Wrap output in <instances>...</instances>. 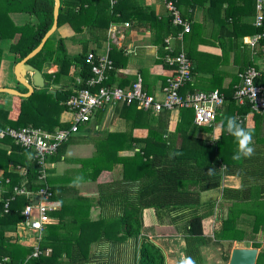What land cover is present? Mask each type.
<instances>
[{
    "label": "trees",
    "instance_id": "trees-1",
    "mask_svg": "<svg viewBox=\"0 0 264 264\" xmlns=\"http://www.w3.org/2000/svg\"><path fill=\"white\" fill-rule=\"evenodd\" d=\"M59 1L57 26L67 23L75 33L90 30L95 33L94 39L97 42L104 38L110 24L131 21L137 16L147 17L149 22L143 24L144 26L153 31L158 27L162 31L160 37L161 48L164 51L163 60L169 69L165 62L169 52L166 50L164 40L168 35H175L179 29L172 25L168 15L157 19L150 9L139 7L135 11L129 10V0ZM175 1L179 9L182 6L186 7V11L181 14L192 21L194 16L192 10L204 8L205 0ZM228 1L210 0V3L221 9L222 3ZM241 1L237 16L234 17L232 9L224 10L223 21L226 28L237 31L238 37L261 33L263 35L259 41L261 46L264 42V8L263 26L257 28L251 24L256 15V0ZM53 6L54 0H0V45L3 41L10 42L9 51L15 63L37 47L52 26ZM13 14L28 15L29 20L22 25H16L10 17ZM242 17L250 23L244 22ZM200 24L193 22L192 32L185 35V53L192 66L191 80L180 90L181 95L192 91L215 90L194 86V75L199 72V67L187 43L194 38L198 29L200 30ZM172 47L173 53H177L179 50L177 42H174ZM86 53L87 42H84L79 55L68 57L63 41L54 40L53 36H50L40 52L28 63L39 71L43 66L56 65L57 71L45 73L44 77L55 84H59L62 78H69L66 85L56 91L55 96L47 90H39L27 98H20L19 112L14 120L8 119L9 110L0 109V127L20 129L32 126L48 132H53L55 128H67L69 126L67 122L59 121L61 112L67 110L65 102L75 89L85 88L92 76ZM1 58L0 46V61ZM112 64V69L107 72L104 82L108 87H112L107 82L108 73L116 68L114 61ZM251 64L248 54L246 65L240 71H244ZM72 65L77 66L79 83L74 84V79L71 80L68 76ZM166 80L165 78L163 85L166 84ZM236 88L218 90L224 95V103L211 126L195 125L191 109H178V121L171 130L169 125L173 111L163 110L157 115L150 116L149 112L134 105L122 106L127 107L123 108L125 110L130 109L129 107L137 110L138 117L142 116L144 119L143 126L147 129V135L144 138H133L131 135L128 137L129 142L137 145V150L131 156L101 153L81 161L79 175L84 178L88 176L93 181L102 170L112 171L114 166H119V171L111 181L97 184V197L93 204L90 203L91 199L82 196L75 197L74 205L63 201L61 211H75L70 224L73 227L77 226V230L74 231L71 227L65 231L61 223L47 226L39 242L40 253L36 258L27 259L33 251V246L25 247L21 243L12 242L7 235L21 224V212L30 198L18 195L9 201L7 208L5 204L15 186L35 192L44 185L38 181L39 167L35 159L25 165L22 175L18 170V167L22 166L18 160L20 153L26 149L13 145L8 138L3 139L2 141L9 143L14 150L10 154L0 150V168L3 169V177L10 180L7 193L0 199V262L7 258L5 264H166L163 249L143 234V212L153 210L160 225L174 227L184 242L183 256L194 258L196 264H205L202 248L213 243L220 246L219 242L224 239L231 244L232 241L241 242L245 238H250L252 248L262 247L255 264H264V239L263 243L256 239L259 231L264 232V212L261 211L264 206V113L253 114V126H247L245 117L250 113V106L247 102L241 104L236 102L233 96ZM143 90L151 94L144 87ZM35 95L39 96L36 103L30 102ZM229 116L237 117L242 126L252 131L253 143L250 146L254 148V153L251 157H242L239 161L232 160L231 157L238 150V145L235 138L226 130ZM216 125L221 128V133L212 143L198 135L211 133ZM72 141L69 139L59 146L57 150L59 155L64 153ZM170 153L179 154L170 158ZM48 159L54 160V157L50 156ZM209 169H212L211 173ZM225 177L238 178L240 186L222 187ZM51 185L50 190L55 196H59L58 192L69 191L66 183L54 186L51 181ZM219 190L220 197L202 199L203 193ZM251 204H256L253 212L238 209ZM92 208L97 211V217L93 221L89 218ZM224 208L228 210V214L224 213ZM216 209L219 210L217 219L220 221L218 232L221 241H214L203 231V221L213 217ZM241 213H248L250 218L252 217L253 221L248 227L244 226L249 223L246 222V218L239 220ZM222 260L226 264L229 254L223 255Z\"/></svg>",
    "mask_w": 264,
    "mask_h": 264
},
{
    "label": "crops",
    "instance_id": "crops-1",
    "mask_svg": "<svg viewBox=\"0 0 264 264\" xmlns=\"http://www.w3.org/2000/svg\"><path fill=\"white\" fill-rule=\"evenodd\" d=\"M222 4L223 5L221 6V9H219V6L211 5L210 0H205L204 8L192 10L194 11V16L191 21V26L193 27V22L201 23L200 30L198 29V32H196L194 38L187 43V47L191 51L192 56L194 60H196V63L199 67V72L195 73L194 75L195 87H207L209 89L214 88L215 90H229L232 88H236L241 83L239 74L243 72L240 70L243 66L246 65L248 54L250 61L252 62L251 66L258 67L261 64V58L263 56V53L261 51L262 45L260 46L258 42L257 46L254 49H251L246 42L253 35H244L242 37H238L236 35L237 31L233 29L231 31L230 28H226V24L223 21L225 13L224 10L232 9L235 17L237 16L239 7H241L240 5L242 4V1L229 0L227 3ZM128 7L129 10L132 9L133 11H135V9L139 7L150 9L157 19H162L167 16L166 10L160 0H129ZM179 10L181 12H184L186 11V7L182 6ZM188 11L192 12L191 10ZM10 17L16 25H22L26 20H29L28 15L25 14H13L10 15ZM243 18L244 22L250 23V21L246 20L245 17H242V19ZM148 22L149 21L147 17L137 16L131 21L120 22L118 24H110L104 38L99 42L94 39L95 33L93 34V32H90V30H86L82 33H75L67 23L57 26L56 30L50 36H53L54 40L61 39L63 41L65 54L68 57L79 55L82 52V43L84 42H87V53L85 55H87L88 53H93L95 58H98L107 54L111 62L114 61L116 63V68L108 73L107 82L112 87L127 88L131 85L136 75H140L143 81L144 89L147 92L155 94L159 98H162L160 91L164 86L163 83L165 78L167 79V77L169 76L170 70L165 65L163 60L164 51L161 48L160 37L162 31L161 29H158V27L155 29V31H153L143 25L147 24ZM152 22L154 23V21ZM253 22L254 20H251V24H253ZM125 23H128L129 26L125 27ZM62 25H67L68 28H65L61 31L62 28L60 27ZM58 30L59 33L57 34ZM110 31H112L113 33L110 34ZM184 39L185 36L183 38V48L186 52V43ZM174 42L176 41L171 42L172 46ZM5 43L7 44V48L9 50L10 42L3 41L0 45L2 48V52L3 45ZM246 51L248 53H246ZM13 65H15L14 61ZM56 71L57 66L54 64L43 66L42 70H40V73L44 79L43 89L46 88L45 90H47V92L51 93L53 96H55L56 91L61 90V88L66 85V82L69 79L62 78L60 79L59 84H55L51 82L47 77H44L45 73L51 74ZM77 73V66L72 65L69 69L68 76L71 80L74 79V84L79 83ZM262 80H264L263 76L258 79V82ZM13 81L16 83L17 87H21L17 88L18 91H20L21 93L26 92V90L22 86L17 84L14 75ZM39 90V88L33 86L32 93ZM1 95L8 94L0 93V109L3 108L5 110H9L8 119L14 120L19 112L18 110L20 102L16 103V101L13 102L8 98L4 100V98H1ZM13 97L20 99V97L17 96ZM60 104H62V102ZM10 107H12L11 110ZM123 108L122 106H109L95 113L88 123L81 125L78 129V132L69 138L73 141L70 145H68L62 155H59V153L57 152L58 154L56 153L54 156H52V158L54 157V160H47L48 165L46 169L45 181L48 186L50 188L52 187L51 181L54 186H59L60 184L66 183L69 191H66L64 193L58 192L59 196L52 195L50 202L55 207V210L50 212L51 221L45 226L44 230L49 225H58L60 223L63 225L65 231L70 230L71 227L74 231L77 230V226L73 227V225L70 224V221L75 215V211H61V208L64 204L63 201H68L69 204L74 205L76 201L75 197L82 196L91 199L90 203L93 204L95 202V198L97 197V184L109 182L113 177L117 176L119 166H114L112 171L102 170L97 176V179L94 181L87 176L86 178L83 177L85 180H83L78 187L72 186V181L74 180V178L77 176H81L79 175L78 171L81 170V161L83 159H87L101 153H111L116 154L117 156H131L137 150V145L136 143L129 142L127 140L128 137L131 135L133 138H144L147 135V129L143 126L144 119L142 116L138 117L139 115L137 113V110L132 109L131 107H129L130 109L128 110H125ZM152 115L157 114H150V116ZM177 116L178 110H174L171 114L169 125V128L171 130L174 129L178 121ZM245 118L247 126L252 127V117H250V115H247ZM70 119L71 113L68 110H64L59 115L60 122H67L69 124ZM90 122L91 125H89ZM57 129L58 128H55L53 129V131ZM42 130L44 129L42 128ZM220 133L221 128L216 125L211 133H199L198 135L204 138L206 141H210L212 143L218 138ZM2 140L3 139H0V150H3L7 154H10L14 149L9 143ZM13 145L15 144L13 143ZM72 146H77V150L69 153V149ZM29 153L31 154V159L28 158L27 154ZM20 154L21 156L19 157L18 161L19 165L22 166L18 167V170L22 175H24L25 165H27L29 161L34 160V155L31 150H26L24 152H21ZM225 178L222 181V187H226L223 186ZM231 178L235 180V184H237V186L230 188H238L240 186V181H238V178ZM87 180L89 184L86 183ZM9 182V178L3 177V169L0 168V199L4 193H7ZM91 187H93V191L90 190ZM206 193L202 194V196L204 195V199L202 198L203 200L206 199L207 195L209 196V198L212 196V199L220 197L221 195L220 190L215 191V193L213 194ZM218 211V209L215 210V215L213 217L216 218ZM96 217L97 211L92 208L91 212L89 213V218L93 221L96 219ZM157 226L168 227V229L172 228L174 230V227L169 225L157 224ZM19 227L21 228V225H19ZM22 230L25 233H21V237L15 235L14 231H9L7 235L12 242H16L18 244L21 243L25 247H29L30 245L33 246L35 237L34 232L25 230L23 227ZM216 230L217 231H214V234H219L218 228ZM203 231L206 236H209L214 240V234H207V232L209 231H207L205 227L203 228ZM156 234L161 235L159 232ZM95 246L96 245H94L93 248H95ZM242 248L246 247L242 246ZM260 248H257L258 252ZM231 250L232 249H230V251ZM48 253L49 251L47 250L46 254ZM165 257L167 258V254L165 255ZM29 258H31V254L27 256V259Z\"/></svg>",
    "mask_w": 264,
    "mask_h": 264
},
{
    "label": "built area",
    "instance_id": "built-area-1",
    "mask_svg": "<svg viewBox=\"0 0 264 264\" xmlns=\"http://www.w3.org/2000/svg\"><path fill=\"white\" fill-rule=\"evenodd\" d=\"M112 2V0H110ZM173 26L179 30L174 36H167L164 40L169 54L165 62L169 66V76L166 84L161 88L162 98L155 94H148L143 90V81L140 75L127 88L108 87L104 85L107 72L112 69V62L106 55L95 58L93 53L87 54V60L91 65L92 76L88 79L86 87L77 89L66 100L65 106L71 113L69 126L65 129H57L53 132L41 128L26 127L14 129L10 127L0 128V139L9 138L12 142L26 150H31L39 167L38 181L42 186L38 191L29 192L23 187L15 186L12 189L10 200L15 196L24 195L30 201L23 208L21 226L28 231L34 232V245L31 257L36 258L39 251V242L42 239L45 226L51 221L50 212L55 207L50 202L52 192L45 181L47 160L53 156L59 146L78 132L81 125L86 124L98 111L106 107H120L134 105L150 114L174 111L178 109H191L193 111V123L197 126L213 125L218 111L224 103V95L218 90L210 92L192 91L181 95L179 92L184 85L191 80V63L183 48V38L191 31V21L182 16L175 0H160ZM264 0H256L253 26H263ZM125 27L129 24L125 23ZM114 31V30H113ZM113 32L110 31V34ZM261 33H256L247 40V44L254 49L262 39ZM178 43L179 50L173 53L171 42ZM263 56L258 67L251 66L239 74L240 85L235 89L234 99L238 104L247 102L250 106V117L253 114L264 113V43L261 46ZM38 197L37 203L32 204L34 197ZM7 258H3L0 264H5Z\"/></svg>",
    "mask_w": 264,
    "mask_h": 264
},
{
    "label": "rangeland",
    "instance_id": "rangeland-1",
    "mask_svg": "<svg viewBox=\"0 0 264 264\" xmlns=\"http://www.w3.org/2000/svg\"><path fill=\"white\" fill-rule=\"evenodd\" d=\"M60 28H62L61 29V31H62L65 28L67 29L68 26L62 25ZM61 31H60V33H61ZM58 33H59V30L57 31V34ZM13 61H14L13 55L9 52V50L7 48V44L5 43L3 45V52H2V58H1V64H0V88L4 87V88H8V89H16V90H17V88H21V87H17L16 83L13 81V70H14ZM45 89L42 88L40 90L43 91ZM1 98H4V100L8 98V99L12 100L13 102L16 101V103L20 102V99L13 97V96H9V95H1ZM37 98H39V96H36V95L33 96L31 98L30 102L32 101L33 103H36ZM11 108L12 107H10V110H11ZM89 125H91V122L89 123ZM75 150H77V146H72L69 149V153L72 151H75ZM83 180H85V179H83ZM238 181H240V180L238 179ZM86 183L89 184L88 180L86 181ZM223 186L236 187L237 184H235V180L233 178L226 177L224 182H223ZM90 190L93 191V187H91ZM211 193L213 194V193H215V191H210V192H207L206 194H211ZM211 197L209 198V196L207 195L206 199L207 198L212 199ZM202 198L204 199V195L202 196ZM241 207L238 209H243L245 211L248 209L251 212H253L256 208V204H251L246 208H244V207L241 208ZM223 210H224V213L226 212V214H228L227 209L225 210V208H224ZM261 211L264 212V206L262 207ZM243 217L246 218V220H247L246 222H249V223H248V225H244V224H242V225L248 227L250 222L253 221V219H252V217L250 218V215L248 213H241L238 218H240L239 220H241V218H243ZM216 218H217V216H216ZM216 218L210 217L206 221H204V227L207 229V231H209V232H207V234L209 233V235H213L214 231H217L216 229L219 228V222L220 221ZM143 220H144L143 221V225H144L143 226V234L148 239L152 240L158 246L163 248L164 252L167 254L166 264H178V261L183 256L182 251H183L184 242H183L182 238L180 237V235L177 233V231L175 229L173 230L172 228L168 229V227L157 226V224H159V222H158L156 215H155L153 210H145L143 213ZM14 232H15V235H18L20 237L22 236L21 233H23V234L25 233L22 230V226H21V228L18 226ZM158 232L161 235L156 234ZM165 233H167V234H165ZM244 237H245V235H244ZM213 238H214V241H221L222 240L221 237L219 236V234H216V233L214 234ZM249 239L250 238H245L244 241H241V242L234 241L231 244H229V242L224 239L221 242H219L220 246L215 245L213 243L207 247L202 248V255H203L205 264H225L222 260V256L225 254L230 255V249H233L235 247H239V248H242V246L246 247V248L252 247L251 241H249ZM256 239H257V241L262 242L264 239V232L259 231L257 236H256Z\"/></svg>",
    "mask_w": 264,
    "mask_h": 264
},
{
    "label": "water",
    "instance_id": "water-1",
    "mask_svg": "<svg viewBox=\"0 0 264 264\" xmlns=\"http://www.w3.org/2000/svg\"><path fill=\"white\" fill-rule=\"evenodd\" d=\"M59 6L60 1L54 0L52 26L44 34L37 47H35L30 53H28L23 59L14 65L13 75L15 81L18 85L22 86L26 92L21 93L16 89H8L3 87L0 88V93H5L20 98H27L32 94L33 86L39 89L44 87V79L40 71L27 62L40 52L49 36L56 30ZM37 201L38 197L35 196L32 204L35 205ZM258 253L259 252L257 248H233L230 251L229 260L226 264H255Z\"/></svg>",
    "mask_w": 264,
    "mask_h": 264
},
{
    "label": "clouds",
    "instance_id": "clouds-1",
    "mask_svg": "<svg viewBox=\"0 0 264 264\" xmlns=\"http://www.w3.org/2000/svg\"><path fill=\"white\" fill-rule=\"evenodd\" d=\"M227 132L233 136L237 142L238 150L232 155V160L239 161L242 157H251L254 153V148L250 145L253 143V133L246 127L242 126L238 122L237 117L229 116L227 117ZM179 153H170V158L173 155H178ZM28 158L31 159V154H27ZM212 169H209L211 173ZM83 176H77L72 181V186H79L83 181ZM178 264H196L194 258L190 256H182L178 261Z\"/></svg>",
    "mask_w": 264,
    "mask_h": 264
},
{
    "label": "flooded vegetation",
    "instance_id": "flooded-vegetation-1",
    "mask_svg": "<svg viewBox=\"0 0 264 264\" xmlns=\"http://www.w3.org/2000/svg\"><path fill=\"white\" fill-rule=\"evenodd\" d=\"M28 63V62H27ZM29 64V63H28Z\"/></svg>",
    "mask_w": 264,
    "mask_h": 264
}]
</instances>
